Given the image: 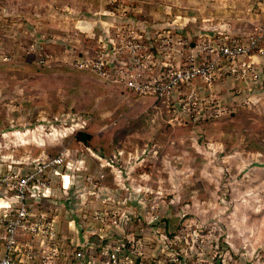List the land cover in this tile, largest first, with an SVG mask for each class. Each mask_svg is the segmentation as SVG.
<instances>
[{
	"label": "rangeland",
	"instance_id": "1",
	"mask_svg": "<svg viewBox=\"0 0 264 264\" xmlns=\"http://www.w3.org/2000/svg\"><path fill=\"white\" fill-rule=\"evenodd\" d=\"M126 11L152 32L193 41L264 33V0H0V130L31 123L18 139L9 129L6 147L44 158L74 146L77 129L90 130L98 149L124 150L117 180L177 198L171 211L223 233L246 263L264 264V89L224 74L195 103L172 109L79 67L126 27L117 23ZM254 59L264 64V53Z\"/></svg>",
	"mask_w": 264,
	"mask_h": 264
},
{
	"label": "built area",
	"instance_id": "2",
	"mask_svg": "<svg viewBox=\"0 0 264 264\" xmlns=\"http://www.w3.org/2000/svg\"><path fill=\"white\" fill-rule=\"evenodd\" d=\"M115 28L104 37L111 48H100L95 58L82 59L78 66H90L104 77L111 76L140 96H154L183 108L188 100L195 103L199 89L210 86L216 77L223 79L226 74L233 80L250 83L251 87L264 77L254 59L264 51L260 46L264 33L247 37L225 31L213 36L202 33L192 43L171 29L152 32L147 25L141 27L135 22ZM104 39L101 41L105 42ZM110 55L118 63L107 69ZM5 140L0 149L13 150L6 147ZM68 152L67 147H62L53 157L34 165L32 159L24 157L23 170L13 169L8 156H0V190L6 201L0 208V264H243L242 259L246 262L243 251L236 252L223 237L220 239L223 233L218 232L217 237L215 230L195 225L189 213L171 212L166 227L162 219L165 201L141 194V188L133 183L127 184L133 198H101V207L93 210L90 219L83 217L79 225L83 224V233L78 227L71 245H66L59 235V223L65 218L62 207L55 209L51 217L48 210L35 205L38 200L53 199V188L58 187L54 176L62 173ZM102 176L100 172L99 177ZM117 184L126 188L123 180H117ZM93 195L96 197L97 193ZM86 198L81 196L82 203ZM126 199L134 205L126 204ZM166 230L175 232L173 237L167 238Z\"/></svg>",
	"mask_w": 264,
	"mask_h": 264
},
{
	"label": "trees",
	"instance_id": "3",
	"mask_svg": "<svg viewBox=\"0 0 264 264\" xmlns=\"http://www.w3.org/2000/svg\"><path fill=\"white\" fill-rule=\"evenodd\" d=\"M134 17L131 11H126V22L124 21H118L117 23L124 24L129 23L130 18ZM133 22V21H132ZM138 24H141L142 22H137ZM147 25V24H146ZM149 25V24H148ZM147 25V27H148ZM151 26V25H150ZM153 26V25H152ZM177 34H181L180 31H175ZM182 33L181 35H183ZM239 35V34H238ZM240 36V35H239ZM241 37V36H240ZM105 42L107 43V48H105V51L109 50L111 48V44L109 41L105 38ZM195 39H191L192 43H194ZM102 44L99 43V45ZM96 49H93V52ZM99 50V49H98ZM96 56V55H94ZM88 58V57H87ZM117 58L109 56L107 60V69H111L112 66L117 64ZM264 70V68H263ZM102 76V75H101ZM109 81H112L115 83V85L123 86L121 84L116 83L113 81L111 76L105 77ZM235 82L237 83L238 80ZM256 90H262L264 89V77H261L259 82L254 85ZM125 87V86H123ZM235 89L237 87L234 86ZM126 90L131 92L134 96L138 97H150L153 99L154 102L163 105L167 107H172V103L165 101L161 98H156L154 96H140L135 93H133L130 89L125 87ZM235 91V90H234ZM116 124V123H115ZM114 124V125H115ZM111 132L115 131L116 128L114 126L110 127ZM190 137V135L188 134ZM188 137V138H189ZM98 139L97 136L94 135V133L90 130H87L85 128L83 129H77L74 133V139L73 144L74 146L68 147L69 152L66 155V159L64 164L62 165V173H59L57 176H54V184L58 185V187H54V193H53V199L46 200L41 199L38 200L36 205L37 209H43L48 210L50 213V216L52 215V212L57 209L61 208L63 210V213L65 214V218L61 219V223H59L60 227V237L65 241L66 245L70 246L71 242L73 241V238L76 235L78 227H80L82 233L85 230V228L81 222H83V217L86 215L85 220H89L92 212L95 208L101 207V198L106 197L107 195L115 196L116 199L123 200L126 198H133L134 193L130 191L129 186L127 184L131 183L132 181L130 179L125 180L126 188L121 187L119 184H117L116 179V169L115 166H118L121 164V160L123 157V154L125 153L124 150H121V148L116 149H109V148H100L99 149L96 146L95 140ZM4 142V137L2 132L0 131V145H2ZM59 151V150H58ZM56 151L54 154L48 153L45 155L46 158H51L54 155L58 153ZM23 150H15L10 151L6 149H0V156H8L10 159L9 161H12L13 164L10 165L13 169L20 168V170L24 169V166L21 162L23 157ZM44 158L39 157L37 158L35 155L32 158L33 165L36 163V161L43 160ZM105 160L106 163L102 162V160ZM34 160V161H33ZM91 162H95V168L91 169L90 165ZM15 163V164H14ZM122 168H125V166L121 165ZM100 172L102 173V177L100 178ZM127 172V171H126ZM123 173V171H122ZM139 187V186H134ZM93 193H97V196L95 197ZM86 195L85 201L82 203L81 196ZM141 194H146L149 196L150 199H163V197L159 195H155L148 191L147 189H141ZM3 193L0 190V208L6 205V201L3 199ZM128 196V197H127ZM175 198H165V205L163 203L162 205V211L164 212V217L162 218L165 222V226L167 227V224L169 223V214L173 211L172 207L176 204L174 203ZM178 201V199H177ZM126 204H132L131 201L126 199ZM123 205V204H121ZM68 213V215L66 214ZM52 217V216H51ZM180 228V226H179ZM178 232V230H176ZM175 233V232H174ZM174 233L168 232L166 230L164 232V235H166L167 238L173 237ZM222 234H220L221 238ZM261 258V257H260ZM243 264H249L246 262H243V259L240 260Z\"/></svg>",
	"mask_w": 264,
	"mask_h": 264
},
{
	"label": "crops",
	"instance_id": "4",
	"mask_svg": "<svg viewBox=\"0 0 264 264\" xmlns=\"http://www.w3.org/2000/svg\"><path fill=\"white\" fill-rule=\"evenodd\" d=\"M264 53V52H263ZM262 53V54H263ZM259 55H261V54H259ZM258 57V56H257ZM257 63H258V67L260 68V70L263 72V74H264V70H263V66L262 65H264L263 63H261V62H259L258 60H257ZM29 124H31V123H29ZM29 124L28 125H26L24 128H16L15 127V125L12 123L11 124V126H9V128H7V129H1L0 131L2 132V134L4 135V138H6V134L8 133V131H9V129H11L10 130V134H15L17 137H16V139H18V134L19 135H28V133L31 131L30 129V127H29ZM16 144H18V143H16ZM10 151H13V150H10ZM26 158H28V156H26ZM24 159V158H23ZM22 159V160H23ZM102 162H104V163H106V161L103 159V161ZM95 162L93 163H91V165H90V168L91 169H94L95 168ZM79 237H80V239H82V237H81V235L79 234Z\"/></svg>",
	"mask_w": 264,
	"mask_h": 264
}]
</instances>
